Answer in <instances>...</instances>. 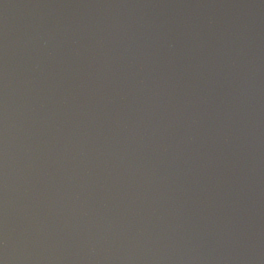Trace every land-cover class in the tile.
I'll return each mask as SVG.
<instances>
[{
    "label": "water",
    "instance_id": "water-1",
    "mask_svg": "<svg viewBox=\"0 0 264 264\" xmlns=\"http://www.w3.org/2000/svg\"><path fill=\"white\" fill-rule=\"evenodd\" d=\"M0 264H264V0H0Z\"/></svg>",
    "mask_w": 264,
    "mask_h": 264
}]
</instances>
